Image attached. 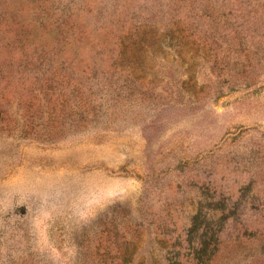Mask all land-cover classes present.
Instances as JSON below:
<instances>
[{
  "label": "rangeland",
  "instance_id": "obj_1",
  "mask_svg": "<svg viewBox=\"0 0 264 264\" xmlns=\"http://www.w3.org/2000/svg\"><path fill=\"white\" fill-rule=\"evenodd\" d=\"M0 96V264H264V0H0Z\"/></svg>",
  "mask_w": 264,
  "mask_h": 264
},
{
  "label": "trees",
  "instance_id": "obj_2",
  "mask_svg": "<svg viewBox=\"0 0 264 264\" xmlns=\"http://www.w3.org/2000/svg\"><path fill=\"white\" fill-rule=\"evenodd\" d=\"M1 101H2V98H1V96H0V107H1ZM4 120V117H1L0 116V129H2L3 128V124H1V123H5V122H2ZM30 128H33L31 125H30ZM24 129V128H23ZM31 130H33V129H31Z\"/></svg>",
  "mask_w": 264,
  "mask_h": 264
}]
</instances>
